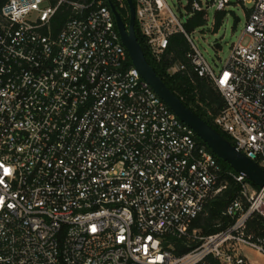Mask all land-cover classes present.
Instances as JSON below:
<instances>
[{
    "label": "built area",
    "instance_id": "obj_1",
    "mask_svg": "<svg viewBox=\"0 0 264 264\" xmlns=\"http://www.w3.org/2000/svg\"><path fill=\"white\" fill-rule=\"evenodd\" d=\"M110 1L129 19L126 0ZM133 2L156 61L185 35L195 72L224 100L214 124L264 170V0L214 2L217 12L250 6L217 70L166 0ZM191 6L208 18L201 0ZM222 174L140 76L104 0H0V264H264V237L249 233L264 190L244 175L231 174L242 191L228 224L193 229L226 189Z\"/></svg>",
    "mask_w": 264,
    "mask_h": 264
},
{
    "label": "trees",
    "instance_id": "obj_2",
    "mask_svg": "<svg viewBox=\"0 0 264 264\" xmlns=\"http://www.w3.org/2000/svg\"><path fill=\"white\" fill-rule=\"evenodd\" d=\"M193 1L194 0H190V11L192 9L191 5ZM104 3L106 6H110V0H104ZM115 5L125 22H127V20H129L127 17L128 11L121 9L118 4ZM70 14L71 11L67 6H64L57 12L52 21V29L55 34L62 29ZM223 19L224 12H218L215 20L216 30L220 28ZM205 22L206 18L204 12L192 13V16L187 19L185 23V30L189 34L196 28L202 27ZM136 33L148 63L152 66L157 75L163 79L169 89L182 100L186 107L194 111L209 126L228 139L227 135L222 133L214 124L215 117L218 116L224 108V100L211 83L198 77L194 70V65L188 57V54L192 51V47L185 35L181 33L174 35L161 60L156 61L150 55L143 38L140 36L137 26ZM175 66L183 67V69L176 72L174 75L169 76L168 70ZM197 102L204 104L207 110L204 111L199 104L197 105ZM218 161L225 165L220 183L226 185V189L208 203L205 211L193 224V229H200L206 235L219 231V224L223 226L228 224L229 220L224 215L226 207L233 199L240 196L242 191V186L237 183L231 175L236 174V172L221 159L218 158ZM248 183H250L253 188L260 190L259 187L250 181H248ZM249 233L264 237V216L258 213L254 216L249 224Z\"/></svg>",
    "mask_w": 264,
    "mask_h": 264
},
{
    "label": "water",
    "instance_id": "obj_3",
    "mask_svg": "<svg viewBox=\"0 0 264 264\" xmlns=\"http://www.w3.org/2000/svg\"><path fill=\"white\" fill-rule=\"evenodd\" d=\"M129 8L128 24L123 19L116 5L110 1V8L114 15L116 25L123 45L129 57L138 70L140 76L146 81L168 107L196 133L198 138L222 161L238 174L264 190V170L253 160L239 152L231 142L219 132L209 126L194 111L186 107L182 100L172 92L148 63L136 33V12L133 0H126Z\"/></svg>",
    "mask_w": 264,
    "mask_h": 264
},
{
    "label": "rangeland",
    "instance_id": "obj_4",
    "mask_svg": "<svg viewBox=\"0 0 264 264\" xmlns=\"http://www.w3.org/2000/svg\"><path fill=\"white\" fill-rule=\"evenodd\" d=\"M218 0H201L204 10L208 18L202 27L196 28L190 32L195 46L204 55L208 63L215 69H219L224 66L225 62L229 59L232 47L238 43L245 25L247 23L248 9L250 6H244L243 4H232L225 9L224 19L219 29L215 28V20L218 12L212 5ZM171 9L180 18L183 26L187 19L192 16V9L190 11V0H166ZM128 22V20H127ZM178 72V67H173L168 70L169 76ZM206 111V106L197 102V105ZM209 112V111H207ZM228 140L232 142L230 137ZM224 162V161H223ZM227 164V163H226ZM222 169H224V163L220 162ZM230 166V165H229ZM253 191L257 189L252 188ZM264 216V205L261 207V213ZM245 255L252 261H261L262 258L256 255L255 252L245 249Z\"/></svg>",
    "mask_w": 264,
    "mask_h": 264
}]
</instances>
